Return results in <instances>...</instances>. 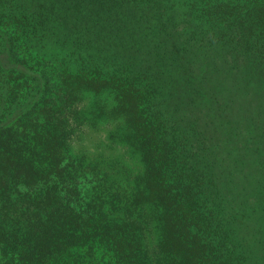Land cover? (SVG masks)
<instances>
[{
	"label": "trees",
	"instance_id": "trees-1",
	"mask_svg": "<svg viewBox=\"0 0 264 264\" xmlns=\"http://www.w3.org/2000/svg\"><path fill=\"white\" fill-rule=\"evenodd\" d=\"M153 1L176 15L184 9L190 25L205 27L200 33L210 42L199 50L211 54L216 50L208 43H221L217 52L238 69L245 94L264 99V0ZM152 16L165 25L160 9ZM17 22L8 26L32 48V31ZM118 49L138 68L107 45L90 52L92 69L76 67L72 74L46 58L36 71L0 60V264H264L263 209L257 200V215L247 204L264 197V182L235 203L221 153L236 136L223 135L224 109L207 102L215 88L204 85L214 78L210 64L190 70L182 57L170 62L173 55H160L148 66L130 46ZM100 54L110 57L99 66ZM150 67L155 76L147 85L131 76ZM52 80L113 91L132 112L146 182L113 178L70 154L68 123L59 105L44 101ZM28 90L36 94L29 98ZM145 92L158 101H143ZM259 134L263 140L242 148L263 162L264 131ZM254 221L256 230L246 231ZM253 236H259L256 244H250Z\"/></svg>",
	"mask_w": 264,
	"mask_h": 264
},
{
	"label": "rangeland",
	"instance_id": "rangeland-1",
	"mask_svg": "<svg viewBox=\"0 0 264 264\" xmlns=\"http://www.w3.org/2000/svg\"><path fill=\"white\" fill-rule=\"evenodd\" d=\"M129 1L0 0V24L4 25L3 32H0V60L5 65L14 64V67L21 68L23 66L13 62L19 60L36 71L40 69L42 59L46 58L55 63L62 62L63 67H68L67 74H72L76 67L79 70L82 67L85 70L92 69L90 52L94 54L99 47L107 45L117 51L118 46H130L138 57L145 58L148 66L152 59H156L155 56L160 55L165 59L173 55V58L169 59L170 62L177 59V56L182 57L184 61H179L183 63L184 68L190 63V70L205 68L206 63L210 64L209 68L214 72L215 80H208L204 85L215 88L212 99L207 102L224 109L228 127L223 135L226 133L236 136L230 138V147L228 144L226 148L222 147L221 157H225L228 163V178L235 183V203H241L240 197H243L245 192L254 194L256 186L264 182V161H259L258 155L253 152L243 154L242 148L247 143L252 147L254 141L263 140L259 133L260 130L264 131V99L259 100L255 95L245 94L248 85L245 88L240 86L238 69H232L223 58V53L221 56L217 52L221 43H208L216 50L210 51L211 54L199 50L205 39L210 42V38L200 33L205 27H194L188 23V18L183 15L184 9H179L176 15L171 8L164 4L159 5L157 1L135 0L131 5ZM158 9L163 12L162 22H165V25L152 16ZM16 21L19 26H25L28 31H32V48L22 43L8 26H14ZM122 52L120 49L121 60L130 62L129 66L133 70L138 68L136 63L131 64ZM204 55L211 58L208 59ZM108 57L110 55L105 57L100 54L96 63L100 66L109 61ZM91 63L94 64V60ZM140 70L143 71L142 68ZM153 70L151 68L148 72L143 71L142 74L131 76L137 78L140 85H147L146 82L152 81L155 76ZM67 78L71 79V76ZM222 87L224 88L221 90ZM241 88L243 89L240 90ZM152 89L153 86L147 88L149 92H152ZM28 94L29 98H32L36 93L28 90ZM163 100L166 101L165 98ZM44 101H53L59 105V112L68 123L67 143L72 156L83 155L86 163L96 164L111 177L130 184L133 181L146 182L142 175L145 169L143 149L141 141L133 135L132 112L119 104L113 91L91 85L89 87L61 84L52 80ZM143 101L158 100L145 92ZM250 136L253 139L251 142ZM234 156L238 160H235ZM258 177L260 182L256 183ZM257 200L264 213V197H250L247 204L256 207ZM250 210L261 215L257 207L251 206ZM256 225L255 221L250 223L246 231H252V228L255 231ZM254 236L250 244L257 243L259 236Z\"/></svg>",
	"mask_w": 264,
	"mask_h": 264
}]
</instances>
